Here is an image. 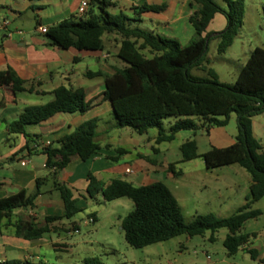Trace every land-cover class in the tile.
<instances>
[{"label":"trees","instance_id":"16d2710c","mask_svg":"<svg viewBox=\"0 0 264 264\" xmlns=\"http://www.w3.org/2000/svg\"><path fill=\"white\" fill-rule=\"evenodd\" d=\"M90 1L91 7L84 18L73 17L62 21L49 28L46 37L58 48L75 49L79 52L103 51L105 35L116 34L122 38L118 58L126 66L115 70L113 75L101 72L89 74L94 77L103 76L105 90L100 101L110 102L117 126L121 129L130 128L139 135L146 134L150 129H157L155 141L158 145L173 141L179 133L185 131L196 134L197 130L205 128L209 133L212 128L225 127L231 115L236 114L237 135L233 145L213 148L200 155L196 140H187L180 147L181 161L202 157L209 170L238 164L248 172L252 184L248 202L234 215L221 219L207 214L196 217L190 223L185 222L177 199L161 181L148 186H135L127 181L114 179L105 186L89 174L88 197L95 199L102 195L106 202L127 198L133 203L134 210L121 223L125 240L133 248H145L181 235L202 236L206 232L215 234L226 229L228 234L223 246L229 257L244 250L253 261L264 262L260 260L257 249L248 248L250 235L242 233L247 221L262 215L260 210L252 208L264 197V147L253 137L252 119L264 113V49L256 47L250 53L231 84L221 83L215 70L208 68L209 62L206 59L209 43L213 38L220 40L219 54H224L233 45L243 26V0H224L226 8L220 7L213 0H192L196 10L189 21L195 37L186 46H182L176 39L132 25L133 21L138 20L128 18L124 13H109L107 9L112 1ZM164 8L165 5H149L134 8V11L141 15L143 12H160ZM217 14L226 18V29L217 34L208 33L207 29ZM144 51H148L151 56L147 57ZM195 69L205 75L194 74ZM2 83L10 85L15 93L31 91L13 72ZM52 94V101L25 108L18 119L8 126L10 133L19 134L25 139V149L29 152L33 151L28 145L32 140L39 143L38 138L33 139L26 131L29 126L40 125L60 113H85L98 101H86L82 88L73 90L60 86ZM168 118H174L175 122L167 133L163 121ZM97 122L94 119L83 123L60 140L59 147L49 145L44 148L46 167L55 171L53 179L56 172L66 168L74 157L87 162L100 153L102 147L95 140ZM154 150L157 151L155 148ZM116 152L121 156L127 153L124 149H117ZM56 155L61 156L60 162L54 160ZM110 159L118 161V158ZM168 171L174 176L181 175V172L176 171L175 163L168 165ZM43 184V180H37L36 190L32 195L21 191L0 199V223L7 220L15 228L16 235L25 240L45 237L52 231L51 223L71 219L81 211L71 193L54 180L64 203V214L46 218L44 225L24 220L12 224V215L16 209L35 208ZM91 216L96 221V216ZM74 230H78L76 225ZM0 264H28V261H5ZM84 264L103 263L99 259H93L86 260Z\"/></svg>","mask_w":264,"mask_h":264},{"label":"crops","instance_id":"0c3cea01","mask_svg":"<svg viewBox=\"0 0 264 264\" xmlns=\"http://www.w3.org/2000/svg\"><path fill=\"white\" fill-rule=\"evenodd\" d=\"M83 1L0 0V199L21 191L32 195L36 190L37 180H43L44 183L41 186L42 193L35 202V208L16 209L12 215V224L24 220L44 225L46 218L60 217L64 214V203L54 180L71 193L77 207L81 209L79 200L83 198L82 201H85L88 198L89 174L105 186L114 179H121L135 186H148L159 182L155 174L161 171L169 173V164L158 162L155 158L142 153L143 141L138 140L127 128L121 129L117 126L110 102L100 101L105 90L103 76L89 75L94 72L113 75L115 70L125 67V63L118 58L120 41L117 36L110 39L115 52L111 51V46L105 44V38L103 51L79 52L52 45L46 34L41 32V28L49 29L62 21L76 17ZM112 2L107 9L109 13L113 15L124 13L128 18L138 20L132 22L138 27L141 28L143 24L145 29L143 27L142 29L176 39L182 46L189 44L195 36L189 21L196 10L192 0H112ZM149 5H165V8L160 12H143L141 15L134 11V8ZM90 7L91 1L89 9ZM94 10L96 11V7ZM219 15L222 14H217L210 23L208 33L217 34L226 27V20L223 22L219 20L221 26L214 28ZM10 72L23 80L25 87L31 91L15 93L10 85L3 84L2 80L8 78ZM60 86L73 90L82 88L86 94V101L95 99L98 101L85 113H60L40 125L29 126L26 129L28 134L39 140V143L32 140L28 144L33 150L29 152L25 149V139L19 134L10 133L8 126L18 119L25 108L52 101L54 99L52 93ZM94 119L98 120L95 140L102 147L100 153L87 162L74 157L66 168L56 172L53 179L52 174L55 171L46 167L47 156L43 152L44 148L49 145L53 148L59 147L60 140L73 133L83 123ZM208 134L210 141L207 151L233 145L237 135L227 133L224 127L212 128ZM252 134L264 147V113L252 119ZM179 135L184 136L185 142L194 139L197 133L185 131ZM213 135L215 141L211 138ZM149 147L154 154L162 153L157 148L155 151L152 145ZM117 149H124L127 153L121 156L116 152ZM110 158H118V161ZM61 159L59 155L54 157L56 162H60ZM127 170L131 172L128 173ZM95 220V223L98 222L97 217ZM64 223V220L55 221L50 227L52 231L64 230L70 235V228ZM46 237L47 235L32 241L20 238L16 235L15 228L4 220L0 223V263L26 262L29 261L31 252L35 253L37 248L47 243L57 244L48 241ZM248 248L256 249L249 246ZM260 260L264 261V256H260Z\"/></svg>","mask_w":264,"mask_h":264},{"label":"rangeland","instance_id":"374dc122","mask_svg":"<svg viewBox=\"0 0 264 264\" xmlns=\"http://www.w3.org/2000/svg\"><path fill=\"white\" fill-rule=\"evenodd\" d=\"M213 1L220 7L226 8L224 0ZM263 4L264 0H243L242 29L233 45L224 54L218 53L219 39L213 38L210 41L206 58L209 62L207 66L215 70L221 83H233L250 53L256 47L264 49ZM219 20L223 22L226 18L224 15H219L214 28L221 26ZM132 25L138 26L134 23ZM142 27L144 28L143 24H141ZM114 36H117L119 41L122 40L116 34L104 36L105 44L109 47L110 39ZM110 48L112 52H115L114 45ZM143 53L147 57L151 56L148 51ZM193 73L199 76L205 75L197 69L193 70ZM114 120L116 122L115 118ZM174 122V118L163 121L167 133ZM224 128L231 135L237 133L236 114L231 115ZM127 130L133 132L138 140L143 141L142 153L155 158L158 162L163 161L166 165L175 163L176 171L181 172L180 176H174L165 171L155 175L157 180L163 182L177 199L186 223L207 214H213L221 219L228 218L248 202L251 177L238 164L209 170L202 157L191 161H181L180 147L184 143L183 135H177L171 142L157 145L155 141L158 135L157 129H150L143 135L135 133L130 128ZM119 132L122 131L119 130ZM211 138L215 141L214 135ZM194 139L198 143V152L204 153L209 149L210 136L205 128L197 130V136ZM149 145L161 150L162 153L154 154ZM82 199L79 200L81 211L71 219H64L65 226L70 228V235L64 230L51 231L46 238L57 244L47 243L37 248L35 253L31 252L28 264H84L86 260L93 259H99L103 264H264V262L253 261L244 250L229 257L223 246V241L228 234L226 229H221L215 234L206 232L202 236L181 235L145 248H133L126 242L121 227L122 219L134 210V205L129 199L121 198L106 202L102 195H98L95 199L89 197L85 201ZM252 208L260 210L262 215L247 221L242 228V233L250 235L249 247L256 248L262 257L264 256V197ZM93 214L98 218L96 223L91 222ZM74 224L78 232H75ZM253 234L256 236L253 237ZM212 236L213 239H211Z\"/></svg>","mask_w":264,"mask_h":264},{"label":"built area","instance_id":"2783aa9c","mask_svg":"<svg viewBox=\"0 0 264 264\" xmlns=\"http://www.w3.org/2000/svg\"><path fill=\"white\" fill-rule=\"evenodd\" d=\"M109 1H112V0H109ZM89 4H90L89 0H84L81 3V5L79 6L78 11H77V16H76L77 18H84L85 17V15L89 9ZM47 31H48V28H41V32L43 34H46ZM127 172L130 173L131 170H127ZM91 222H94V220L92 219ZM75 232H78V230H75Z\"/></svg>","mask_w":264,"mask_h":264}]
</instances>
